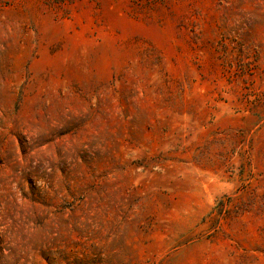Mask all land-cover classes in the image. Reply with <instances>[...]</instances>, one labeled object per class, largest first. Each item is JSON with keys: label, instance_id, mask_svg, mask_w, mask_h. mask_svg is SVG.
Wrapping results in <instances>:
<instances>
[{"label": "rangeland", "instance_id": "1", "mask_svg": "<svg viewBox=\"0 0 264 264\" xmlns=\"http://www.w3.org/2000/svg\"><path fill=\"white\" fill-rule=\"evenodd\" d=\"M0 264H264V0H0Z\"/></svg>", "mask_w": 264, "mask_h": 264}]
</instances>
